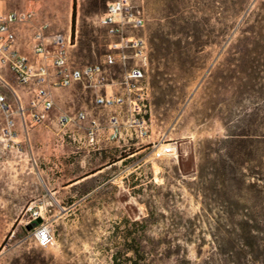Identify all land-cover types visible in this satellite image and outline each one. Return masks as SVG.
Masks as SVG:
<instances>
[{"label": "rangeland", "instance_id": "obj_1", "mask_svg": "<svg viewBox=\"0 0 264 264\" xmlns=\"http://www.w3.org/2000/svg\"><path fill=\"white\" fill-rule=\"evenodd\" d=\"M108 1L0 0V12L34 11L31 22L15 28L25 38L42 23L50 33L69 34L70 64L80 67L101 62L107 51L98 18ZM142 10L136 34L147 44L150 133L186 156L177 149L175 157L153 160L149 150L134 154L141 150L135 143L84 154L72 146L49 151L53 126L24 129L17 122V145L0 139V264H128L130 245L148 264H222L210 217L237 191L226 178L229 141L264 135V0H143ZM120 75L111 70L113 79ZM53 93L52 118L78 109L88 117L109 113L81 86ZM22 101L26 108L28 95ZM252 145L257 159L264 145ZM29 205L41 207L39 221L51 228L46 248L22 227Z\"/></svg>", "mask_w": 264, "mask_h": 264}, {"label": "built area", "instance_id": "obj_2", "mask_svg": "<svg viewBox=\"0 0 264 264\" xmlns=\"http://www.w3.org/2000/svg\"><path fill=\"white\" fill-rule=\"evenodd\" d=\"M143 0H110L98 18L99 27L105 30L109 39L107 51L101 62L73 67L70 64L69 49L71 36L50 33L47 23L35 27L29 38L31 56L15 49V27L32 21L34 11L0 12V67H6L12 80L19 86L33 85L32 95L27 102V121L30 125L43 122L45 115L53 108L51 91L81 86L94 95V105L110 112L105 116L106 140L110 143L120 139L122 132L135 140L149 138L150 125L146 88L143 86L147 64V44L136 33L144 27ZM119 69L117 79L111 77V70ZM21 107L14 108L6 96L0 93V139L8 147L17 145L14 117L24 116ZM61 130L84 126L86 144L95 148L100 140L102 125L98 118L78 109L73 114L63 113L57 117ZM153 160L175 157L174 143L161 140L149 144ZM41 207L29 205L21 219L23 228L40 220ZM30 238L39 248L53 243L50 226L40 221L27 230Z\"/></svg>", "mask_w": 264, "mask_h": 264}, {"label": "trees", "instance_id": "obj_3", "mask_svg": "<svg viewBox=\"0 0 264 264\" xmlns=\"http://www.w3.org/2000/svg\"><path fill=\"white\" fill-rule=\"evenodd\" d=\"M74 21L73 3L71 32ZM229 142L226 155L229 174L226 178L237 185V191L230 192L228 203L219 215L210 217L212 243L222 264H264V151L258 150V158L251 159L254 154L252 144L264 145V135H241L238 141ZM252 162L256 164L252 166ZM128 253V264H148L138 248L130 245Z\"/></svg>", "mask_w": 264, "mask_h": 264}, {"label": "crops", "instance_id": "obj_4", "mask_svg": "<svg viewBox=\"0 0 264 264\" xmlns=\"http://www.w3.org/2000/svg\"><path fill=\"white\" fill-rule=\"evenodd\" d=\"M22 25V24H19ZM19 25H17L15 28H17ZM35 27L33 28L34 31ZM32 31V33H33ZM31 33V35H32ZM30 35V36H31ZM29 37H23L22 34L18 33L15 31V49L26 56H31V52H30V47H29ZM33 85H29V86H19L17 84L14 83V81L11 78V75L8 71V69L6 67H0V93L4 94L7 98V100L12 104V106L14 108H18L21 107L24 110V116H15L14 117V130L16 131V123L19 122L21 127L24 129H27L28 127H33V125L28 124L27 121V111L26 108H24L22 106L23 101L22 99H24V96L28 95V100L30 99L31 95H32V90ZM68 89V88H67ZM56 90H60V89H55L51 91V99L53 101V108L46 113L45 115V119L43 120L42 123L38 124V125H34V126H43L45 128H48L50 125L53 126V130L50 133V137H49V143H48V149L50 151L51 148L53 147H57L59 146L60 148L63 147V151L67 152L69 151V146L75 147V149L77 151H80L79 153H90V152H96L98 150H100V146H102V144H108L110 142H108L106 140V130H105V126H104V122H105V117H103V115L101 116H92V117H96L100 120L101 125H102V131L100 132L99 138L100 140L98 141V144L95 148H91L89 147L84 139V131L83 128L84 126H81L80 128L78 127H73L70 126L68 127L66 130H61L57 124V117L63 113H60L58 115H54L53 118L51 116L52 112L54 111V91ZM28 102V101H27ZM110 112V111H109ZM2 121L0 123V127H1ZM49 129V128H48ZM53 136L57 137L54 138ZM53 141H57L58 145L53 144ZM157 141V137H152L151 133L149 134V138L145 139V140H135V139H131L127 133L125 134L124 131L122 132V135L120 136V139L116 142L113 143H120L122 144V146H127L128 145H132L129 143H135V144H139L138 148H136V150L141 149L138 152H135L134 154H137L143 150H149V157H151L150 155V148H149V144L151 142ZM176 145V143H174ZM177 149L179 150V154L180 156H186V153H183L179 146H177ZM53 150H55L53 148ZM152 159V157H151ZM106 168V166L104 168L101 169H97L95 171H91L88 173H81V175L77 176V177H73L72 179H68L64 185H62L61 189L67 188V187H72V186H76L78 184H81L83 182H85L88 179L93 178L96 174H98L99 172H102L104 169ZM94 190H90L88 193L91 194ZM87 193V194H88Z\"/></svg>", "mask_w": 264, "mask_h": 264}, {"label": "water", "instance_id": "obj_5", "mask_svg": "<svg viewBox=\"0 0 264 264\" xmlns=\"http://www.w3.org/2000/svg\"><path fill=\"white\" fill-rule=\"evenodd\" d=\"M39 222H40L39 220H36V222L32 223L31 225H28L26 227V230H30L33 225H35L36 223H39Z\"/></svg>", "mask_w": 264, "mask_h": 264}]
</instances>
